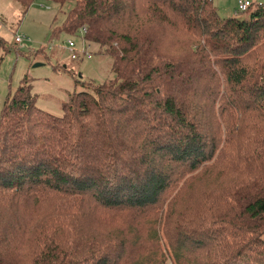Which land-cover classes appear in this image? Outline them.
<instances>
[{"label":"trees","instance_id":"trees-1","mask_svg":"<svg viewBox=\"0 0 264 264\" xmlns=\"http://www.w3.org/2000/svg\"><path fill=\"white\" fill-rule=\"evenodd\" d=\"M46 1L114 76L61 116L28 76L8 94L0 264H264V2Z\"/></svg>","mask_w":264,"mask_h":264},{"label":"rangeland","instance_id":"rangeland-1","mask_svg":"<svg viewBox=\"0 0 264 264\" xmlns=\"http://www.w3.org/2000/svg\"><path fill=\"white\" fill-rule=\"evenodd\" d=\"M72 6V1L61 8L55 2L36 0L24 13L16 0H0V36L12 47L9 51L0 47V117L8 94H14L26 76L38 96L37 106L58 116L73 92L86 90L83 84L76 85L77 77L102 83L114 76L112 58L100 53L97 45L85 41L81 32L59 31ZM16 37L23 41L17 42ZM69 41L75 44L77 58L72 57ZM40 50L46 52V59L35 53ZM57 65L68 70H57ZM168 264L174 263L170 259Z\"/></svg>","mask_w":264,"mask_h":264},{"label":"crops","instance_id":"crops-1","mask_svg":"<svg viewBox=\"0 0 264 264\" xmlns=\"http://www.w3.org/2000/svg\"><path fill=\"white\" fill-rule=\"evenodd\" d=\"M219 12L223 17H233L237 6V0H212ZM253 2L252 7L259 3L264 2V0H250Z\"/></svg>","mask_w":264,"mask_h":264},{"label":"built area","instance_id":"built-area-1","mask_svg":"<svg viewBox=\"0 0 264 264\" xmlns=\"http://www.w3.org/2000/svg\"><path fill=\"white\" fill-rule=\"evenodd\" d=\"M253 2L250 0H237V6L235 9V16H243L245 15L249 9L252 7ZM86 31L85 28L82 29V34ZM17 42H22L23 39L21 37H16ZM69 46L72 51V57L77 58V51L73 48L75 46L73 41H69Z\"/></svg>","mask_w":264,"mask_h":264},{"label":"water","instance_id":"water-1","mask_svg":"<svg viewBox=\"0 0 264 264\" xmlns=\"http://www.w3.org/2000/svg\"><path fill=\"white\" fill-rule=\"evenodd\" d=\"M41 64H42V63H36L35 66H39V65H41Z\"/></svg>","mask_w":264,"mask_h":264}]
</instances>
